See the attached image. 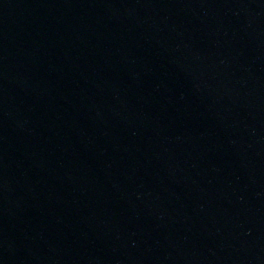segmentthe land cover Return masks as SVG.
I'll use <instances>...</instances> for the list:
<instances>
[{
	"label": "water",
	"instance_id": "95a60500",
	"mask_svg": "<svg viewBox=\"0 0 264 264\" xmlns=\"http://www.w3.org/2000/svg\"><path fill=\"white\" fill-rule=\"evenodd\" d=\"M0 264H264V0H0Z\"/></svg>",
	"mask_w": 264,
	"mask_h": 264
}]
</instances>
